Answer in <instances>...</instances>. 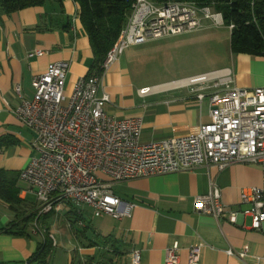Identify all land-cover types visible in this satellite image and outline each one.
Masks as SVG:
<instances>
[{
    "label": "crops",
    "instance_id": "0c3cea01",
    "mask_svg": "<svg viewBox=\"0 0 264 264\" xmlns=\"http://www.w3.org/2000/svg\"><path fill=\"white\" fill-rule=\"evenodd\" d=\"M78 11L75 0H45L41 5L9 14L0 8V173H4L9 183V195L19 201L14 211L0 199V228L18 223L25 216L32 215V220L37 209L33 189L19 178L20 171L37 155L34 133L20 123L13 110L22 98H32L33 77L50 63L68 62L66 92L71 91L77 79L91 73L93 53ZM127 49L101 78L98 91L103 90L109 96L105 107L109 115L140 118L142 143L191 135L200 123L209 121L208 101L205 99L199 107L195 96L186 88L174 86L176 80L151 86L136 82L133 57ZM224 67L232 69L234 85L239 88L264 86V55L234 54L230 64ZM143 87L151 91L140 96L138 90ZM261 180L260 166L236 162L222 170L198 165L114 183V193L134 206L129 217L110 216L118 221V227L106 235L113 241L112 249L116 248L115 253L106 256L111 261L109 264H131L133 249L140 251L139 264H166V248L175 242L178 244L175 264H188V249L197 245L200 247L197 264H259L257 258L264 253V227L251 228L249 216L238 215L232 221L230 213L246 208L240 203L241 191L259 186ZM210 182L219 187L224 204V214L219 219L193 210L195 197L205 194ZM80 206L70 201L40 217V223L45 225L56 245L51 264H70L77 260L83 264L84 257L95 256L98 248L95 240L103 239L104 235L100 236L98 227L87 220ZM23 212L24 216L19 218L18 213ZM75 215L81 223L72 224ZM53 218L58 222L53 224L58 238L48 225ZM60 222L63 224L59 225ZM31 223L27 224L28 234L0 232V264H28L41 241V236L32 232ZM80 224L84 225L85 232L82 238H76L74 232L81 230ZM245 247L251 257L241 259L226 253L228 249L238 252ZM75 250L80 257L77 260L72 257Z\"/></svg>",
    "mask_w": 264,
    "mask_h": 264
},
{
    "label": "built area",
    "instance_id": "2783aa9c",
    "mask_svg": "<svg viewBox=\"0 0 264 264\" xmlns=\"http://www.w3.org/2000/svg\"><path fill=\"white\" fill-rule=\"evenodd\" d=\"M203 9L206 18L219 17L218 23L224 25L220 13L210 14L207 8ZM197 13L195 7L175 1L158 4L134 0L119 37L104 57L100 75L77 79L70 92L65 90L69 69L66 61L50 63L33 77L32 98H22L13 114L34 133L37 155L19 173L37 200L31 225L34 234L44 235L40 217L70 201L93 208L97 215L129 217L134 205L114 193L116 182L198 165L222 170L236 162L260 166L262 180L259 186L241 191L240 203L246 208L231 212L230 217L234 221L238 215L249 216L251 228L264 227V86L252 89L235 86L230 67L178 79L174 86L186 88L199 107L205 99L208 101L209 121L200 123L191 135L148 143L140 141L141 119L109 115L105 109L109 96L103 90L98 91L104 72L125 49L193 31L199 25ZM150 91L149 87H143L138 94L145 96ZM193 210L216 219L224 214L220 189L214 182H210L205 194L195 197ZM177 251L176 242L166 248V264L178 262ZM199 253V245L191 246L188 264H197ZM226 253L241 259L251 257L246 247L238 252L228 249ZM130 260L131 264H139L138 249L132 250ZM257 261L264 264V253Z\"/></svg>",
    "mask_w": 264,
    "mask_h": 264
},
{
    "label": "trees",
    "instance_id": "16d2710c",
    "mask_svg": "<svg viewBox=\"0 0 264 264\" xmlns=\"http://www.w3.org/2000/svg\"><path fill=\"white\" fill-rule=\"evenodd\" d=\"M44 1L0 0V8L4 13L9 14L29 6L41 5ZM75 1L79 7L78 16L80 22L88 37L93 53V63L89 75H100L102 73L101 64L104 57L119 37L130 14L134 0ZM151 1L161 4L159 2H163L164 0ZM175 1L184 2L185 0ZM193 1L205 4L203 6L213 2V9L222 15L224 24L226 26L232 25L230 29L229 47L233 54L250 53L252 55H264V0ZM5 177L4 173H0V199L8 203L9 208L15 211L14 205L19 201L9 195V183ZM34 217L35 215H33V219ZM31 218L32 215L25 216L18 223H10L7 227L0 228V232L28 234L27 224ZM75 218L72 224L81 223L79 216L75 215ZM77 232L80 233V230ZM76 233L75 235L78 234ZM81 233L84 234V232ZM76 238L78 237L76 236ZM105 238H108V236H104L103 240ZM54 247L48 231L45 232L38 244L37 250L28 259V264H51L50 259ZM115 249L113 248V253H115ZM70 264H80V261L77 260L75 263L71 262Z\"/></svg>",
    "mask_w": 264,
    "mask_h": 264
},
{
    "label": "rangeland",
    "instance_id": "374dc122",
    "mask_svg": "<svg viewBox=\"0 0 264 264\" xmlns=\"http://www.w3.org/2000/svg\"><path fill=\"white\" fill-rule=\"evenodd\" d=\"M169 1L175 0H164L163 2ZM163 2L161 1L159 3ZM179 3L190 7L193 6L198 10V27L190 32L174 33L158 39H153L152 41L150 40L145 43L130 46L127 52L133 57L132 72L136 82L151 86L152 84L186 78V76L191 74L195 75L215 70L230 64L234 54L229 47V26L225 24L220 25L218 23L219 17H212L209 19L204 15L206 11H204L205 9L203 8H207L210 14L217 13L213 9V2L206 6H203L205 4L193 0H185ZM80 208H82V212L87 220H91V222L98 227L100 236H106L113 229L115 230L118 227V221L113 220L110 216L102 214L98 217L95 212L84 204H82ZM94 214L97 216H94ZM22 216H24V212L18 213L19 218ZM57 219L61 220V218H56V220ZM55 222L58 223L53 218L49 221L48 225L51 229L53 228L55 237L58 238V230L55 231L53 227ZM72 222H74V220H72ZM62 224L61 222L59 223V225ZM83 226L80 224V229L83 231L80 230V233L77 231L74 232V234L76 232L78 233H76L78 238H82L83 234L81 232H85ZM41 228L44 230V233L47 232L45 225H42ZM95 241L98 247L95 251V256H93V258L84 257L81 262L83 264H109L111 261H109L106 256L112 255L113 241L110 237L105 238V240L97 239ZM52 242L54 243L53 240ZM85 242L84 240L83 246ZM54 246L56 245L54 244ZM69 246L71 245L68 244V247ZM72 257L75 259L77 257L80 258L76 250L72 251Z\"/></svg>",
    "mask_w": 264,
    "mask_h": 264
}]
</instances>
